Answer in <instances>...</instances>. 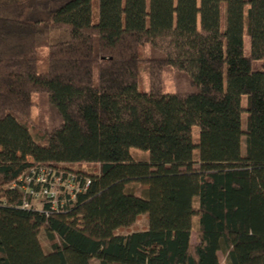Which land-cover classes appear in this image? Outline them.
Segmentation results:
<instances>
[{
	"label": "trees",
	"instance_id": "trees-1",
	"mask_svg": "<svg viewBox=\"0 0 264 264\" xmlns=\"http://www.w3.org/2000/svg\"><path fill=\"white\" fill-rule=\"evenodd\" d=\"M91 1L0 0V264H264V0ZM32 168L89 186L21 209Z\"/></svg>",
	"mask_w": 264,
	"mask_h": 264
},
{
	"label": "built area",
	"instance_id": "built-area-1",
	"mask_svg": "<svg viewBox=\"0 0 264 264\" xmlns=\"http://www.w3.org/2000/svg\"><path fill=\"white\" fill-rule=\"evenodd\" d=\"M88 186L89 179L83 176L56 172L49 168H32L12 182L9 188L22 194L21 209L39 210L46 207L51 212H57L74 202Z\"/></svg>",
	"mask_w": 264,
	"mask_h": 264
},
{
	"label": "rangeland",
	"instance_id": "rangeland-1",
	"mask_svg": "<svg viewBox=\"0 0 264 264\" xmlns=\"http://www.w3.org/2000/svg\"><path fill=\"white\" fill-rule=\"evenodd\" d=\"M91 22L92 24H96L98 22V0H92L91 1ZM249 47H250V41L249 38L247 36V34H244L243 37V54L245 57H249ZM251 69L253 72H257L261 70V64L259 62H253L251 64ZM138 84H139V89L142 90V88H144V85H146L145 82V78L142 72V68L141 66L139 67V74H138ZM246 104H247V98L246 97H242L241 98V107L243 109L246 108ZM36 111L33 110V119L36 118ZM246 113H243L241 116V129L242 131L245 130L246 128ZM198 130L197 128H193L192 131V142L193 144H197L198 139ZM241 153L244 154V142H241ZM130 155L131 157L138 162H145L148 159V154L146 152H142L139 150H135V149H131L130 150ZM196 150L193 152V157L196 158ZM140 191L138 192H134L135 195L143 197V191L145 190L144 188H139ZM192 223H193V227L195 226L196 223V219L194 218L193 221H189V227L192 230ZM147 228V217L146 215H140L135 224L133 225V227L129 228V229H120L116 232L117 235H125L128 233H133V232H137V231H144ZM40 242L42 244V249L44 253H48L49 249H48V245L46 243V239L44 236V233L42 232L39 236ZM191 241L194 243L195 242V238H194V234L192 235ZM218 259L220 264H224L223 262V255L221 253L218 254ZM91 264H98L96 261H92Z\"/></svg>",
	"mask_w": 264,
	"mask_h": 264
}]
</instances>
